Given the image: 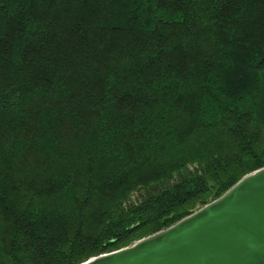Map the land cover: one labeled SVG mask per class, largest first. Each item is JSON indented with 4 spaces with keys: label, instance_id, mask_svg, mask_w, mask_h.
<instances>
[{
    "label": "trees",
    "instance_id": "trees-1",
    "mask_svg": "<svg viewBox=\"0 0 264 264\" xmlns=\"http://www.w3.org/2000/svg\"><path fill=\"white\" fill-rule=\"evenodd\" d=\"M264 166V0H0V264H78Z\"/></svg>",
    "mask_w": 264,
    "mask_h": 264
},
{
    "label": "water",
    "instance_id": "water-1",
    "mask_svg": "<svg viewBox=\"0 0 264 264\" xmlns=\"http://www.w3.org/2000/svg\"><path fill=\"white\" fill-rule=\"evenodd\" d=\"M78 264H264V166L170 226Z\"/></svg>",
    "mask_w": 264,
    "mask_h": 264
},
{
    "label": "rangeland",
    "instance_id": "rangeland-1",
    "mask_svg": "<svg viewBox=\"0 0 264 264\" xmlns=\"http://www.w3.org/2000/svg\"><path fill=\"white\" fill-rule=\"evenodd\" d=\"M199 208V207H198Z\"/></svg>",
    "mask_w": 264,
    "mask_h": 264
}]
</instances>
